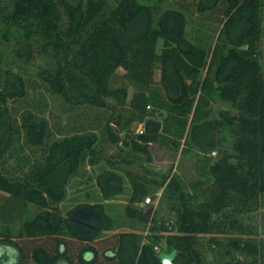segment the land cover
Listing matches in <instances>:
<instances>
[{
  "label": "trees",
  "instance_id": "16d2710c",
  "mask_svg": "<svg viewBox=\"0 0 264 264\" xmlns=\"http://www.w3.org/2000/svg\"><path fill=\"white\" fill-rule=\"evenodd\" d=\"M172 1L186 0H0L3 35L17 38L15 53L26 62L36 53L46 57L39 77L62 113L78 115L84 106L112 112L101 133L93 126L58 133L32 106L15 119L11 101L27 98L31 85L23 74L1 67L0 53V190L42 207L24 219L18 234L0 224V247L12 250L0 251V264H57L70 259L69 239L86 243L73 264H163L161 254L175 249L173 264H209L205 245L215 259L224 258L222 264H264V240L251 236L253 227L244 221L264 204V0H199L197 10L217 11L222 26L210 33L201 22L194 40L185 36L182 10H162ZM119 68L139 86L132 96L127 86L111 87ZM110 98L128 106V113H117ZM218 100L235 111L217 114ZM151 117L162 120L159 133L134 131ZM123 131L130 140L120 136ZM21 136L41 156L29 169L9 168ZM155 140L204 154L200 178L190 184L177 174L160 180L147 169L121 165L151 161ZM109 141L122 142L128 151L123 146L117 156L107 155ZM102 161L110 164L97 178L104 199L123 190L124 171L132 186L127 214L143 227L132 221L134 231H118L115 244L100 253L93 242L120 227L105 205L95 203L94 215L77 222L59 204L82 166ZM160 189L170 216L159 217L155 205L135 206ZM15 236L45 240L27 251Z\"/></svg>",
  "mask_w": 264,
  "mask_h": 264
},
{
  "label": "rangeland",
  "instance_id": "374dc122",
  "mask_svg": "<svg viewBox=\"0 0 264 264\" xmlns=\"http://www.w3.org/2000/svg\"><path fill=\"white\" fill-rule=\"evenodd\" d=\"M154 1L155 0H151V2ZM198 1L199 0L164 2L161 6L162 10H182L185 13L187 18L185 36L186 38L191 40H194L197 30L201 26V22L208 23L209 27L206 29L210 33L213 32L214 27L217 26L219 28L222 26V23L220 21L222 17L217 11L200 13L197 10L196 5ZM172 24L175 25L174 22ZM162 45L163 41L160 40L158 44V52L162 50ZM261 45V64L264 70V34L262 37ZM16 47L17 38L12 37L10 40H7V38H5V36L3 35V28L0 25V53L3 54V63L1 67L10 68L15 72L23 74L27 77L31 85V90L29 91V96L27 98H21L11 101L12 112L15 116V119L16 117H18L19 120L21 111L26 107L32 106L49 118L51 126L58 133H72L79 127H81L80 129H84L91 126L95 127L98 133H101V129L104 128L105 123L112 115L111 110L96 109L84 106L81 107L78 115L69 112L62 113V107L59 101H57V98H52V95L47 91L44 83L39 77V71L45 67L46 57H44V55L36 53L35 57L30 62H26L24 59L17 56V54L15 53ZM160 73V66L156 67V84H160L158 82L160 80ZM123 86H127L129 88L130 96H132L134 91L139 89L138 84H136L130 79V77H127L124 74V69L119 68L111 78V87L120 88ZM110 101L116 106L117 113H128V106L123 107L119 105L117 100L115 99L110 98ZM214 109L217 114L221 109H232V111H235L229 103L222 102L220 100L214 103ZM142 126V123L138 124L135 127L134 131L140 132ZM120 136L126 140H130L131 134L123 131L120 132ZM228 137H230V135H228ZM51 139H53V137H51ZM230 141L231 140H229V142ZM182 143H184V141ZM123 146L124 149L128 151V148L125 147V145H122V142L115 143L109 141L104 145L103 150L107 155L115 157L120 153V150ZM226 146L229 148L230 145L228 144V142ZM15 148L17 149V154L15 158L9 159V168L13 165V167L16 166V168L18 169L20 165H25L26 169H29L31 163H33L35 158L37 159L41 156V150L37 146L27 144L23 136H21L19 142H17ZM150 149L153 157L151 161H144L142 164L139 163L134 165L121 163V165L125 167V169L130 168L144 173L147 169L149 171H146V174L153 177L154 179L160 180L170 175L177 174L184 181L190 184L192 181L200 178V173L198 170L200 163L199 160L204 157V154H197L198 152H196L195 150L189 152L183 151L184 144H181L179 148L166 146L159 140H155L154 142H152L150 144ZM217 155V152L211 153V156L213 157H216ZM108 168H110V164L106 163L105 161H102L97 165H90L88 162L85 163L80 169V174L73 178L71 184L68 186L67 197L61 204H59L62 213H64V215L69 214L72 220L77 222H82L83 220H81V218L76 213L85 212L89 217H92L95 213L91 208L92 205L99 202L105 205L106 211L116 219L117 224L120 227H117V230L105 231V239L93 242L94 245H97V247L100 249V253L102 252L104 246L115 244V235L118 231H134L129 227V225L132 224V221L137 226V228L143 227V224L139 219L131 218L127 214V206L130 203L129 198L132 193V186L124 171H120L124 175L123 190L115 194L112 199H104L101 189L98 186L97 178L100 173ZM160 191H163V189H160L158 192ZM151 197L152 201L150 203L145 201L147 198L146 197L144 201L139 204H135V206L146 208L150 205H155L159 207V217L165 216L166 213H168L169 216L171 215V211L169 210L170 204L167 201H157V198H155L157 197L156 194L155 196L151 195ZM41 209L42 207L38 204L32 202H19L13 195L0 190V224H9L16 232L15 234H18L19 227L25 218H30L32 215L37 214ZM244 221L247 223V225L253 227L251 236L253 235L255 238L257 237L258 242L263 241L264 204L255 212L246 214V216L244 217ZM15 237L16 241L25 246L27 251H30L35 244L40 243L42 240H45V238L43 237L34 239L22 236ZM204 239H207V237H204ZM68 244L70 246V259L64 257L57 264H73L72 261L77 260L76 253L78 249L81 246H84L86 243H80L78 240L69 239ZM203 249L206 251V256L209 258V264L223 263L222 259L224 258L218 257L217 259H215L214 254L209 251L207 245L203 246ZM8 250L12 252V250L9 249L7 245H2V247H0V251L3 253L5 251H7L8 253ZM5 256L6 255H2L3 261L6 260ZM249 258L250 257H247L246 259ZM101 260V264H112Z\"/></svg>",
  "mask_w": 264,
  "mask_h": 264
},
{
  "label": "water",
  "instance_id": "95a60500",
  "mask_svg": "<svg viewBox=\"0 0 264 264\" xmlns=\"http://www.w3.org/2000/svg\"><path fill=\"white\" fill-rule=\"evenodd\" d=\"M160 115H164V112H161ZM145 130L150 134H157L161 131L162 128V120L159 118H148L145 122ZM178 251L175 249L171 252H164L161 254V262L163 264H173L174 259L177 255Z\"/></svg>",
  "mask_w": 264,
  "mask_h": 264
},
{
  "label": "built area",
  "instance_id": "2783aa9c",
  "mask_svg": "<svg viewBox=\"0 0 264 264\" xmlns=\"http://www.w3.org/2000/svg\"><path fill=\"white\" fill-rule=\"evenodd\" d=\"M144 129H145V127L142 126L141 129H140V132H143ZM156 196H157V197H155V198H157V201H159L160 198H161V196H162V191L157 192ZM145 201L148 202V203H150V202L152 201V197H151V196H148V197L146 198ZM154 202H155V201H154Z\"/></svg>",
  "mask_w": 264,
  "mask_h": 264
},
{
  "label": "flooded vegetation",
  "instance_id": "af4514ba",
  "mask_svg": "<svg viewBox=\"0 0 264 264\" xmlns=\"http://www.w3.org/2000/svg\"><path fill=\"white\" fill-rule=\"evenodd\" d=\"M80 218H81V220H87L88 218H89V216H88V214L87 213H85V212H78V213H76ZM84 224H87L88 222L86 221V222H83Z\"/></svg>",
  "mask_w": 264,
  "mask_h": 264
}]
</instances>
